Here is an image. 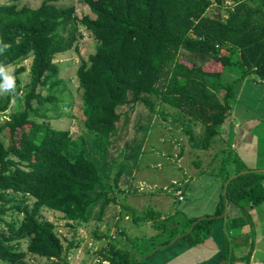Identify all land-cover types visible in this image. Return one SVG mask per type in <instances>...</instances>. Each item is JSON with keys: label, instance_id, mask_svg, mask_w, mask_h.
I'll list each match as a JSON object with an SVG mask.
<instances>
[{"label": "trees", "instance_id": "trees-1", "mask_svg": "<svg viewBox=\"0 0 264 264\" xmlns=\"http://www.w3.org/2000/svg\"><path fill=\"white\" fill-rule=\"evenodd\" d=\"M19 1L0 4V65L4 71L17 66L18 95L23 93L20 75L27 71L23 62L32 59L24 106L18 100L20 110L7 118L14 96L0 95V117H6L0 124V261L27 264L31 254L47 264H69L80 244L78 229L96 218L103 221L115 204V190L104 185H110L109 177L117 189L124 173L113 175L114 158L108 157L130 134L139 105L151 113L159 102L177 109L190 146L203 152L218 139L234 102L235 82L224 84V72L236 69L240 80L251 74L264 80V0H82L95 16L82 18L75 7L51 0L38 8L21 7ZM81 27L97 41L96 52L77 71L83 130L94 136L90 152L83 145L78 149L70 130L31 118L33 113L46 118L41 109L56 106L55 92L62 84L56 58L78 50ZM223 168L215 175L227 182L231 176ZM247 170L243 165L236 173ZM261 191V179L253 172L233 179L227 196L231 202L237 193L236 201L249 199L256 206L264 201ZM46 211L62 215L71 240L62 239ZM224 211L225 198L214 216ZM144 215L138 223L156 220L153 211ZM214 216L189 219L184 227H173L171 219L158 246L186 234L194 223L183 239L191 245L204 242ZM108 219L114 223L115 218ZM156 247L141 250V256ZM134 250L109 243L100 257L110 264H142L147 257L136 260Z\"/></svg>", "mask_w": 264, "mask_h": 264}, {"label": "rangeland", "instance_id": "rangeland-1", "mask_svg": "<svg viewBox=\"0 0 264 264\" xmlns=\"http://www.w3.org/2000/svg\"><path fill=\"white\" fill-rule=\"evenodd\" d=\"M44 1L46 0H21L18 2V4L21 7L28 6L31 8H38ZM51 1H53V3L59 7H75L76 15L79 18H82L86 15L95 17L89 10L88 6L82 0ZM5 3H11V0H0V4ZM76 44L78 46L77 51L72 50L67 53L58 55L56 58V63L59 66L60 77L62 80L60 91L55 92V96L58 99L56 106L49 105V109H41V113L47 111L46 118H38L34 115V113L31 115V118L39 122L50 124L53 128L58 130H70L72 132L73 139L78 145V149H80L81 145H83L84 147H86L88 152H90L92 144L94 142V136L88 134L87 131L85 132L83 130L84 125L81 108L82 104L80 102L79 96V79L77 76V71L79 66L82 65L84 61H87L89 57L96 52L97 41L84 27H81L79 31V38ZM31 62V58L23 62V65L27 68V71L20 75L23 93L19 95L16 94V84L14 90L8 89L7 87L0 88V95L11 94L14 96V99L12 101L13 103H11V107L7 114L8 117L10 116L9 113L11 114L20 110L19 104H22V107L24 106L26 85L29 84L31 80L29 73ZM16 67L17 66L7 67L5 69V73L13 76V71ZM1 80L2 82L0 83V85H3V76L1 77ZM224 84H227V82H224ZM42 94L46 96L48 95V91L46 89H43ZM34 103L35 107H38L36 101ZM155 108L156 110L154 111V113H151L145 105L141 104L138 106L133 116L132 130L130 134L128 135L127 139L125 137L126 140L123 139L120 142V146L118 148L111 151V154H109L108 157L109 159L110 156L114 158L112 162L113 168L111 173L114 175L118 171H123L124 175L122 174V181L123 179L126 180V182L124 181L120 183L119 187L116 189L114 186V182L111 184L112 178L107 177L108 181L107 179L106 181H110V185H104L107 187V189H110L109 191L115 190V193L113 195L116 199V208L118 210L121 209V211L125 212L131 207H134L133 203H128V201L123 200V198L126 196L124 191L128 192L129 190H131L133 192L136 188V190L138 189L141 196H148L149 200L146 201V199H144L143 201L144 203H146L145 207L143 206V212L140 209L141 213H138L139 209L137 207L133 211L134 213L132 217L134 220L136 219V217L144 218L145 212L148 211L152 212V210H154L155 212H161L160 210L152 206L154 200H156V198L154 197H162L164 195V198L165 196H171L175 198L173 193H177L178 189L176 188L177 183H173L175 178L178 179L177 181L182 182L184 172L187 171L186 166H188L190 163H193V161L198 162L199 160H202V158L205 161L204 156L208 153L207 150L201 152L200 150L190 146L188 136L185 135L183 131H181V128H183L185 122L177 109L160 102L156 105ZM167 110H170L171 113L167 114ZM5 120L6 118L1 115L0 124L5 123ZM195 131L196 134H199L201 132V129L195 128ZM260 137L261 139H264V136ZM232 138L233 137H230V142L232 141ZM2 139L5 141L4 135H2ZM221 139L224 141H222ZM228 142L229 139H225L224 137H221L217 141H215V143L212 145V149H216V161H218L219 164L215 162L216 167H212L213 169L208 168L206 169V171L211 172L215 170L216 172H218L219 169H221V164L225 159L226 164H229L232 167L234 165H241L242 162L239 161L235 153L232 154V149L230 147L229 149L224 151ZM262 148L263 143L261 140L259 148L261 158L264 157V149ZM178 154L182 155L181 159L178 158ZM207 158L208 156L206 157V159ZM260 166L263 168L264 163L261 162ZM222 170L224 171V174L229 175L228 169L223 168ZM259 170L261 171H257L260 172L257 173L258 176H264V168ZM232 172L233 170H231V175ZM152 197L154 199H152ZM166 201L164 208L167 207ZM263 208L264 206H262V209ZM165 214L166 215H163V217H167V219L161 220L160 218H158V222L156 223L158 225L154 227L145 224L144 221H141L137 224H129L128 226H126L128 223L124 221L118 223L116 228L121 229L122 231H124V233L120 231L119 233H117V236L120 237L124 236L125 234V240H123V243L125 245L120 244L118 246V244L115 243L116 246L126 252L135 248L133 256L136 260H140V258L138 257L139 254L137 255V252L140 253V248H144L146 246L152 248V244L156 245L157 247L153 251L150 250V252H146L153 253L158 247H160L157 243L161 241L163 242L164 240V237H160L162 230L166 232L164 230V226H171L173 222L171 221V219H173L174 221L176 219V217H170L172 216L170 210ZM43 215L50 221L57 223L58 227L61 229L60 234L64 241L71 240L73 238V232L71 229L69 230V228L65 226L66 222L62 219L61 214L52 211H46L43 213ZM94 220L96 219H93L86 226V228H79L78 235L76 237L78 241H81L82 245L86 246L83 250L89 248V253L92 256L91 261H93L94 259L96 260L99 256H102L101 252H103L104 249L107 248V245H109L107 239L102 240V245H100L98 243V240H96L93 231L94 225L91 224ZM159 225H163L162 230L158 231V235L154 236L156 234V231L161 228V226ZM108 239L113 240L112 242H116V239H114L112 235H109ZM26 247L27 244L25 242L23 243L21 249L26 250ZM144 256L145 254L141 256V258H145ZM25 262L27 264H47L48 260L28 254L25 258ZM0 264L8 263L0 261Z\"/></svg>", "mask_w": 264, "mask_h": 264}, {"label": "crops", "instance_id": "crops-1", "mask_svg": "<svg viewBox=\"0 0 264 264\" xmlns=\"http://www.w3.org/2000/svg\"><path fill=\"white\" fill-rule=\"evenodd\" d=\"M240 76V71L234 69L224 72L222 77V82H227V84L235 82L234 102L226 121L220 127L218 139L224 137L229 139L230 142V137H233L224 151L230 147L232 154L235 153L239 161L242 162L241 165H234L233 167L226 164V159L222 162L221 166L224 167V164H226L229 170L230 179L238 177L239 174L236 172L243 165L247 167V171H259V169L264 168V166L263 168L260 166L261 162L264 163V157L261 158L259 150L261 140L263 143L262 149H264V139L260 137L264 136V84L257 75L251 74L241 80L239 79ZM207 152V155L204 156L205 161L202 158L200 162L193 161V163L186 166L187 171L184 172L182 182L177 181L178 179L175 178L173 183H177L176 188H178L177 193H173L175 198L171 196H165L164 198V195L154 197L156 200H154L152 206L161 212L152 210L155 213L156 220H143L145 224L151 227L158 225L156 224L157 219H167L163 215H166L165 213L170 210L172 213L170 217H176V223L172 226L181 225L184 227L189 219L200 221L208 216H214L221 202H224V198L226 203L225 191L228 192V185L232 180L229 182V179L225 182V178L215 175V170L206 171L208 168H215V162L219 164L216 161V149L211 147ZM178 156L179 159L182 158V155L178 154ZM231 170H233L232 175ZM259 179H261L262 188L260 193L264 195V176L259 177ZM124 181L126 182L123 179L121 183ZM134 190L133 192L131 190L124 191L126 196L123 198L128 203H133L134 207L123 212L121 209L116 208L115 202L114 207L109 210L103 221L96 218L91 223L94 225L93 231L95 234L92 235L96 237L100 245L103 244L102 240L105 239L110 244L125 245L123 243L125 234L124 236H117V233L122 231L116 228L117 224L122 221L128 223L126 226L137 224V220L132 217L133 211L137 207L139 209L138 213H141V210L143 212V206L145 207L146 204L143 201L144 199L149 200L148 196H141L138 189L135 188ZM179 192L183 200L180 199ZM236 194L233 193V200L229 201L226 213L224 211L222 215L214 216L216 219L211 234L204 242L191 245L187 239H183L186 236L185 234L184 236L179 235L182 237H176L177 239L175 238L174 242H171L172 244L160 245L153 253H146L144 257H147V259H144L142 264H264V208L262 209L264 201L254 206L249 199L246 202L236 201L234 199ZM154 198L152 197V199ZM165 201L166 208H164ZM240 204L246 206V211L240 207ZM111 217L112 220L115 218L113 224H109L111 220L108 218ZM159 226L161 228L156 231L154 236L162 230L163 225ZM122 232L124 233V231ZM109 235H116V242L108 239ZM84 247L86 246L82 245L80 241L78 249L74 250L69 257V264H91L95 260L91 261L92 256L89 253V248L83 250ZM146 249L147 246L140 248V253L137 252L140 260H142V251Z\"/></svg>", "mask_w": 264, "mask_h": 264}, {"label": "clouds", "instance_id": "clouds-1", "mask_svg": "<svg viewBox=\"0 0 264 264\" xmlns=\"http://www.w3.org/2000/svg\"><path fill=\"white\" fill-rule=\"evenodd\" d=\"M0 75L3 76L4 84L0 85V88L7 87L8 89L14 90L15 88V80L14 77L5 73L4 66L0 65Z\"/></svg>", "mask_w": 264, "mask_h": 264}, {"label": "water", "instance_id": "water-1", "mask_svg": "<svg viewBox=\"0 0 264 264\" xmlns=\"http://www.w3.org/2000/svg\"><path fill=\"white\" fill-rule=\"evenodd\" d=\"M259 171H261V170H259ZM253 172H257L256 170H249V171H244V172H241V173H239V175L238 176H241V175H243V174H249V173H253ZM235 178V177H234ZM234 178H232V179H230L229 180V182L231 181V180H233ZM225 196H226V203H225V213H226V211H227V209H228V205H229V199H228V197H227V191H225ZM193 228H194V226L185 234V235H187V234H189L192 230H193ZM182 236H184V235H182ZM182 236H179V237H177V238H180V237H182ZM176 238V239H177ZM158 249V248H157Z\"/></svg>", "mask_w": 264, "mask_h": 264}, {"label": "built area", "instance_id": "built-area-1", "mask_svg": "<svg viewBox=\"0 0 264 264\" xmlns=\"http://www.w3.org/2000/svg\"><path fill=\"white\" fill-rule=\"evenodd\" d=\"M259 80L264 84V80H261V79H259ZM178 194H179V196H180V199L183 200V197H182L181 193L179 192ZM112 237L115 239V238H116V235H115V236L112 235ZM91 264H110V262L107 261V260H105V259H103L102 257L99 256V257H98L94 262H92Z\"/></svg>", "mask_w": 264, "mask_h": 264}]
</instances>
